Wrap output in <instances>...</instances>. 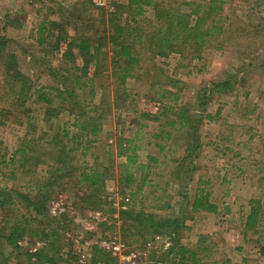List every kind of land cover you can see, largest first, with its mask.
<instances>
[{
  "label": "trees",
  "instance_id": "1",
  "mask_svg": "<svg viewBox=\"0 0 264 264\" xmlns=\"http://www.w3.org/2000/svg\"><path fill=\"white\" fill-rule=\"evenodd\" d=\"M165 1L163 4L157 0H120L105 9L97 7L93 0H77L76 5L89 14L86 19L75 17L71 12L64 16L65 10L61 9L57 21H50L49 16L43 18L34 36L36 43L26 50V55L32 61L58 62L57 68L45 69L53 79L48 86H38L22 72L17 54L9 47L12 41L6 36L0 37V127L12 126L25 131L12 154L5 152L0 139V264H6L7 251L9 255L20 252V256L26 257V264H78L73 248L63 253L51 241L52 236H62L60 232L70 228L66 213L59 217L50 214V203L58 193L72 195L69 199L73 208L82 212L115 214L106 195V184L115 177L112 170L104 166L111 164V159L104 165L95 164L83 170L75 166L79 158L87 157L92 144L101 139L111 114V101L117 106L125 105L129 97L128 82H139L150 75L153 65L149 67V61L172 54L179 56L181 62L202 60L206 48L228 32L222 15L227 0H202L206 2L205 7L202 2L187 4L190 13L183 10V4L175 8ZM46 9L54 12L50 6ZM146 9H153L156 25L153 20L144 18ZM37 12L42 15V11ZM76 18L78 23H74ZM34 50L37 60L31 54ZM180 84L171 79L159 89V97L154 99L160 104L159 113L141 114L142 120L156 124V133L151 138L159 141L157 148L161 158L149 156V164L138 165L137 148H129L133 142L121 138L117 144V156L125 161L123 170L120 168L118 185L128 190L140 180L136 191L130 192L132 201L146 187L149 170L158 163H165L166 149L179 151V156L171 159L172 167L159 202L163 204L161 209L174 207L180 214L187 211L188 218H161L133 206L120 214L121 231L129 248L139 245L137 249L144 252L156 236L171 239L165 258L147 264H204L202 256L211 253V248L203 239L193 250L180 244L184 220L200 214L221 215L219 205L212 201L213 183L197 175L200 167L196 162L203 148L200 133L203 119L215 121L222 111L219 108L211 115L210 103L214 96L237 91L238 78L229 74L206 84L197 90L196 103L180 102L183 92ZM169 86L176 92L170 91ZM96 98H99L98 104H94ZM64 114L73 120L70 131L67 125L60 131L54 124ZM45 146L51 149L50 153L39 152ZM42 166L46 170L37 172ZM139 171H146L147 175L139 179L135 175ZM23 178L27 179L24 184L12 187V183ZM191 183H195L192 194L188 188ZM72 187L74 192H71ZM169 189L172 195L167 194ZM172 201L176 203L173 207ZM249 203L245 237L248 233H264V229L260 230L264 227L260 202ZM225 212L229 213V209L225 208ZM100 228L111 229L105 224ZM148 232L150 235L145 238ZM137 236L141 237L142 244H136ZM37 241H44L42 249L23 253L22 243L28 244L30 249ZM261 250L260 255L264 256V247ZM54 252L55 256H51ZM33 259L37 261L31 262ZM94 261L115 263L97 247Z\"/></svg>",
  "mask_w": 264,
  "mask_h": 264
},
{
  "label": "rangeland",
  "instance_id": "2",
  "mask_svg": "<svg viewBox=\"0 0 264 264\" xmlns=\"http://www.w3.org/2000/svg\"><path fill=\"white\" fill-rule=\"evenodd\" d=\"M117 1L120 0H105L106 6L103 8L108 9ZM227 1L222 15L226 19L224 24L228 32L206 48L203 59L192 63L181 62L179 56L172 54L167 58L157 57L154 61H149V67L153 65L151 74L139 82H128L126 90L129 92V97L125 105L117 106L113 100L111 101V114L105 122L101 139L92 144V149L85 159L81 157L75 163L77 170H81L92 168L97 164L104 165L111 159V164L104 166L111 169L115 177L107 182L106 195L116 210L115 214L108 216L101 211L82 212L73 208L69 199L72 195L69 194L58 193L59 195L50 203V214L59 217L61 213H66L70 226L64 233L60 232L62 236H52V244L62 249L63 253L68 248H73L78 257V264L85 253L88 251L94 253V248L98 246L96 244L100 240H117L125 244L126 240L121 231L123 221L120 219L124 198H129L128 209L129 206H133L136 210L143 209L146 214L161 218L177 216L188 218L187 211L180 214L174 209L176 203L173 201L170 203L173 207L171 209H161L163 204L159 202V196L162 195V189L166 188L165 182L172 167L171 159L178 157L179 151L174 148L170 151L166 149L165 163L161 165L158 163L149 170L146 187L132 201L130 192L136 191L140 186V180L128 190L118 185L120 168L122 169L125 161L117 156V144L121 138L131 140L133 143L129 148H137L138 165L149 164L147 160L149 156L161 158L157 148L159 141L151 138L152 134L156 133V124L141 119V114L159 113L160 104L154 100L159 97V89L168 85L171 79L180 81L182 83L180 87L183 89L180 102L196 103L198 89L229 74L238 78L237 91L229 95L214 96L212 99L209 113L214 116L219 108L222 111L215 121L203 119L200 132L203 148L196 162L200 167L197 175L213 183L212 201L219 205L221 215L200 214L194 219L184 220L185 229L180 244L193 250L197 247V242L203 239L205 245L211 248V253L207 252L202 256L204 264H264V256L260 255L264 247V233L258 235L248 233L246 237L244 236L250 201L260 202L261 214L264 218V0ZM157 2L166 3L165 0H157ZM201 2L202 0H168L169 5L175 8L183 4L182 8L186 13L191 12L188 5ZM32 3L34 6L31 5ZM76 3L77 0L51 2L0 0V37L6 36L12 41L9 47L17 54L20 69L38 86L52 84L53 79L45 69L57 68L58 62L32 61L26 55V50L36 43L34 36H37L39 25L46 16H49L50 21H57L61 9L65 10L64 16H68L67 14L71 12L75 17L86 19L89 14L84 13ZM202 3L205 7L206 2ZM48 6L54 12L49 13L46 9ZM37 10L42 11V15H39ZM145 17L153 20L154 25L158 23L155 21L153 9H146ZM78 22L77 18L74 19V23ZM151 28L153 29V26ZM240 36L243 38H239ZM36 53L35 50L31 52L35 59ZM47 63L50 65L48 66ZM242 79L244 83L239 81ZM168 89L176 92L173 86H169ZM94 101V104H98L99 98ZM72 122L73 120L64 114L54 124L60 131L67 125L70 131ZM24 135L25 131L21 128L0 127V139L4 144L5 152L9 154L15 152ZM41 151L48 154L51 149L45 146L39 152ZM82 159L86 162L84 165L81 164ZM45 170L46 168L42 166L37 172L41 173ZM146 171L143 173L139 171L135 175L140 179L141 176L147 175ZM26 181L27 179L15 181L11 185L19 187ZM188 188L192 194L195 183H191ZM71 192H74L73 187ZM167 194L172 195L170 189ZM114 202L118 207L114 206ZM225 208L229 209V213L225 212ZM96 213L102 216L96 219L94 217ZM102 224L111 229H101ZM263 229L264 227L260 230ZM53 230H56V226ZM149 232L145 238H148ZM137 237L136 244H142L141 237ZM153 239L144 252L137 249L139 245L131 248L143 254L144 260L142 259L141 264L164 259L167 255L165 252L170 248L165 250L164 247L166 244L172 245L171 239L164 235ZM135 241L136 239L133 242ZM43 242L37 241L35 247L30 249L28 244L22 243L23 253L28 250L38 252L42 249ZM8 253V251L5 253L6 264H26V257L20 256V252L11 255ZM51 256H55V252ZM36 261L37 259H33L31 262ZM58 264L62 263L58 262Z\"/></svg>",
  "mask_w": 264,
  "mask_h": 264
},
{
  "label": "built area",
  "instance_id": "3",
  "mask_svg": "<svg viewBox=\"0 0 264 264\" xmlns=\"http://www.w3.org/2000/svg\"><path fill=\"white\" fill-rule=\"evenodd\" d=\"M94 4L103 8L106 6L105 0H94ZM129 198H124L121 204L122 211L128 210ZM114 206L118 207L117 203L114 202ZM102 215L100 213L94 214L96 219H99ZM97 248L101 249L110 256V259L113 260L114 264H141L143 254L139 251L129 248L126 244L117 241V240H100L98 242ZM171 244H166L164 247L165 250H168ZM79 264H111L109 262L94 261V253L88 251L80 259Z\"/></svg>",
  "mask_w": 264,
  "mask_h": 264
}]
</instances>
